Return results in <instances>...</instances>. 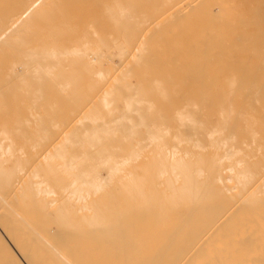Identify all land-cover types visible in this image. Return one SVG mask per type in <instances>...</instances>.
I'll return each mask as SVG.
<instances>
[{
  "label": "bare ground",
  "instance_id": "6f19581e",
  "mask_svg": "<svg viewBox=\"0 0 264 264\" xmlns=\"http://www.w3.org/2000/svg\"><path fill=\"white\" fill-rule=\"evenodd\" d=\"M91 1L0 0L4 264H264L262 68Z\"/></svg>",
  "mask_w": 264,
  "mask_h": 264
},
{
  "label": "rangeland",
  "instance_id": "374dc122",
  "mask_svg": "<svg viewBox=\"0 0 264 264\" xmlns=\"http://www.w3.org/2000/svg\"><path fill=\"white\" fill-rule=\"evenodd\" d=\"M81 1V0H80ZM85 1V3H88L89 4V7H87V6H82L81 7V10H84L85 12L84 13H86V14H90L91 12H93V11H95L96 12V10L98 9L97 7L95 8V7H91V0H84ZM115 1H118V2H120V3H122L123 4V6L124 7H126V8H128L129 7V9L130 10H132V12H135V13H137L138 14V12L140 13V14H142V13H149V15L150 16H152V18H153V16H154V18H159V16L161 17V20H163V21H165L166 19H172V21L175 19V17L174 18H172L171 17V13L173 12V11H178V9L176 10V8L177 7H179V9H181L180 11L181 12H179V14L180 13H182L183 15L181 16V17H179L178 15V17H179V19L181 20V19H183V20H181L182 21V23L185 25V20L186 19H188L187 17H189V19L190 18H193L194 16V18H195V20L197 21V15L198 14H200V13H198L197 11L199 10V12H201V14L199 15L200 16V18L201 19H205L204 21H202L200 18H198V19H200L201 20V24L202 25H197L198 24V22H197V24L195 23V21H193L192 19H190L191 20V22L189 21V20H187V21H189L188 23H187V26H188V29L187 30H190V31H192L194 28H195V30H196V27H199L200 29L202 28V26H203V28H204V26H207L206 27V29H209L210 30V28H208V27H213V31H205V29H204V31L206 32H204V34H202L203 32H201V31H199V28H197L198 30L196 31V32H193V31H195V30H193L192 32L193 33H191L190 31H188L190 34H197V35H199V34H202L203 36V39L202 40H199V42H197V43H201V42H204V43H206L205 41H206V38L208 39L209 37H212V39L211 40H214V42H220V40H221V42H223L222 43V45H224V44H226V50H228V52L227 53H225L223 50H225V49H223V48H225V46L223 47L222 46V48L220 49L221 50V53L223 54L222 55V58H221V60H220V62H218V64L220 65V63H222V65H220V66H222V67H220V68H224L225 66H224V63H226L225 65H228V68L229 67H231V64H232V69H230V70H232V71H235V72H237V73H239V72H241L242 70H244L245 68H244V65L245 64H247V69L248 68H255V67H259L258 68V70L260 69V68H262V70L261 71H263V73H264V64H263V62L264 61H262V58H261V56L259 57L258 56V54H256V51H258V50H256V49H258V46H260L259 48H261V50H262V45H264V39H263V37H264V21H263V19H264V0H189V2L188 1H186V2H184L183 0H182V2H181V5H179L178 3L181 1V0H109V9L111 8V7H114V5H115V3H117V2H115ZM122 1V2H121ZM141 1H142V5H141ZM167 1H169V2H167ZM172 3H171V2ZM139 2V3H138ZM174 2V3H173ZM188 2V3H187ZM170 3V4H169ZM250 3V4H249ZM135 4H137V6L135 5ZM145 4H147V5H145ZM178 4V6L175 8V5H177ZM191 4V5H190ZM206 4V5H205ZM138 5H139V7H138ZM172 5V6H171ZM261 5V6H260ZM183 6H184V8H183ZM194 6V7H193ZM197 6H198V8H197ZM172 7H173V9H172ZM187 7V8H186ZM258 7V8H257ZM75 9H78V8H76V6L74 7ZM90 8V9H89ZM139 8V9H138ZM257 8V9H256ZM260 8V9H259ZM112 9V8H111ZM110 9V13L113 11V9L111 10ZM183 9H185V10H183ZM188 9H189V11H188ZM208 9V10H207ZM98 10H100V9H98ZM135 10V11H134ZM183 10V11H182ZM256 11V12H255ZM185 12V13H184ZM187 12H189V15H188V13ZM170 13V15L168 16V14ZM198 13V14H197ZM204 13V14H203ZM206 13H208L207 15H206ZM161 14H163V15H161ZM166 14V15H165ZM203 14V15H202ZM202 15V16H201ZM258 15V16H257ZM163 16V17H162ZM164 16H166V17H164ZM176 16V15H175ZM198 16V17H199ZM203 16H205L204 18H203ZM207 16V17H206ZM225 17V18H224ZM254 17H255V19H254ZM193 18V19H194ZM208 20H207V19ZM258 18V19H257ZM176 19H177V17H176ZM226 19H229V20H226ZM231 19V20H230ZM178 20V19H177ZM234 22H233V21ZM254 20H256V22H253ZM171 21V20H170ZM185 21V22H184ZM209 21V22H208ZM212 21V22H211ZM233 23H232V22ZM222 22V23H221ZM251 22H252V24H251ZM261 22H262V24H261ZM177 23V22H176ZM176 23L174 22V26L176 25ZM199 23V24H200ZM203 23H204V25H203ZM212 23V25H210ZM182 24V25H183ZM196 26V27H194V25ZM206 24V25H205ZM216 24V25H215ZM246 24V25H245ZM180 25V24H179ZM181 25V26H182ZM193 25V26H192ZM215 25V26H214ZM248 25V26H247ZM173 26V25H172ZM178 26V25H177ZM177 26H175V28L177 27ZM180 26V27H181ZM186 26V25H185ZM183 27L182 29H184L185 31H186V27ZM223 26H227V28L228 29H226V28H224ZM192 29H191V28ZM190 28V29H189ZM223 30H222V29ZM251 28V29H250ZM225 29V30H224ZM230 29L232 30V31H230ZM234 29V30H233ZM227 30H228V33H227ZM221 31V32H220ZM226 32V34H225V32ZM188 32L186 33V34H188ZM231 32V33H230ZM248 32V33H247ZM262 32V33H261ZM174 33V32H173ZM215 33V35H213ZM220 33H222V34H220ZM232 34V35H230V34ZM190 34H188V35H190ZM225 34V35H224ZM227 34H229L230 35V37H229V35H227ZM261 34V35H260ZM172 35V34H171ZM176 35V34H175ZM197 35H195V36H197ZM206 35V36H205ZM207 35H209V36H207ZM210 35H212V36H210ZM219 35L221 36V35H224V36H221V38L219 37ZM250 35H251V37H250ZM174 36V35H173ZM191 36V35H190ZM194 36V35H193ZM214 36H215V39H214ZM218 36V37H217ZM226 36H228L229 37V40H227L226 38H228V37H226ZM176 37V36H175ZM189 37V36H188ZM223 37V38H222ZM239 37H246V38H244V39H242V40H239L238 38ZM174 38V37H173ZM219 38H220V40H219ZM172 39V38H171ZM180 40H181V38H179ZM218 41H217V40ZM224 39V40H223ZM245 39H246V41H245ZM250 39V40H249ZM210 39H208V41H207V43L209 42V44L211 45L212 44V42L210 43V41H211ZM229 41V42H226V41ZM235 40V41H234ZM237 40H238V42H241L239 45L242 47H240L239 48V45L237 44ZM259 40V41H258ZM263 40V41H262ZM183 41V42H182ZM248 41H249V44H248ZM144 42H147L146 40L144 41ZM174 43L176 42V43H186V40H181L180 42L177 40V41H173ZM193 42V40H188V42L187 43H192ZM220 42V43H221ZM226 42V43H225ZM230 42H232V44H233V42H234V44L235 45H231V43ZM246 42V43H245ZM230 43V44H229ZM243 43H245L246 45H247V48H246V45L243 47ZM253 43V44H252ZM255 43V44H254ZM251 44H252V46H251ZM256 44H259V45H256ZM227 45H229L228 46V48H231L230 50L227 48ZM238 45V46H237ZM253 45H255V46H253ZM234 46V47H233ZM237 46V47H236ZM233 47V48H232ZM257 47V48H256ZM255 48V49H254ZM235 49H236V51H235ZM246 49V50H245ZM252 49V50H251ZM255 50V52H254V50ZM225 50V51H226ZM234 50V51H233ZM250 50V51H249ZM239 51H240V53H241V55L242 56H240L239 54ZM247 51V52H246ZM248 51L251 53V55L248 53ZM251 51H253V52H251ZM234 52V53H233ZM243 53H244V55H245V57H244V55H243ZM248 53V54H247ZM256 54V56H255V58H254V55ZM258 53V52H257ZM261 53L263 54L264 53V50L261 52L260 51V55H261ZM249 55V56H248ZM252 56V57H251ZM234 58V59H233ZM239 58V59H238ZM244 58V59H243ZM257 58H258V60H257ZM260 58H261V60H260ZM232 59V60H231ZM245 59H247L248 60V62L247 63H245L247 60H245ZM234 60V61H233ZM243 60H245V62H243ZM231 61V62H230ZM256 61H257V63L259 64L260 62H262V66L260 67V66H258V65H256L257 63H256ZM245 63V64H243V63ZM255 62V63H254ZM228 63V64H227ZM230 64V65H229ZM239 65H240V67H241V65L243 66V67H239ZM255 65V66H254ZM224 66V67H223ZM246 66V65H245ZM225 68H227V66L225 67ZM227 68V69H228ZM237 68H238V71H237ZM239 68L241 69V70H239ZM235 69V70H234ZM229 70V69H228ZM227 70V71H228ZM223 71H225V69H223ZM260 70H259V74L260 73H262ZM226 72V71H225ZM230 73H231V71H229ZM234 73V72H233ZM262 73V75H263V77H264V74ZM239 75H241V76H243L244 74H243V71H242V73L241 74H239ZM245 76V75H244ZM0 262H3V260H2V258L0 257ZM0 264H2V263H0ZM3 264H4V262H3Z\"/></svg>",
  "mask_w": 264,
  "mask_h": 264
}]
</instances>
